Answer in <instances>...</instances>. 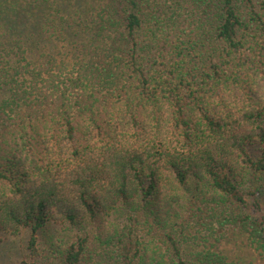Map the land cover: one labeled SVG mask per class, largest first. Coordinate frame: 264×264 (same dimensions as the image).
Listing matches in <instances>:
<instances>
[{
	"label": "trees",
	"instance_id": "obj_1",
	"mask_svg": "<svg viewBox=\"0 0 264 264\" xmlns=\"http://www.w3.org/2000/svg\"><path fill=\"white\" fill-rule=\"evenodd\" d=\"M0 249L264 264V0H0Z\"/></svg>",
	"mask_w": 264,
	"mask_h": 264
},
{
	"label": "rangeland",
	"instance_id": "obj_2",
	"mask_svg": "<svg viewBox=\"0 0 264 264\" xmlns=\"http://www.w3.org/2000/svg\"><path fill=\"white\" fill-rule=\"evenodd\" d=\"M101 143V142H100ZM235 245V244H234ZM243 252H245L246 254H247V252H246V250H243ZM0 253H1V249H0ZM248 256V255H247ZM249 258H251V259H253V254H250V256H248ZM0 259H1V257H0Z\"/></svg>",
	"mask_w": 264,
	"mask_h": 264
}]
</instances>
